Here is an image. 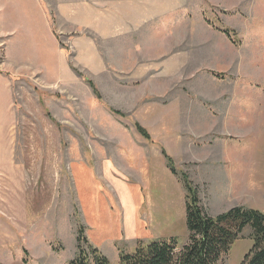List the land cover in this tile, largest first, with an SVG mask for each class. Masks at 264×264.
I'll use <instances>...</instances> for the list:
<instances>
[{
	"label": "rangeland",
	"instance_id": "1",
	"mask_svg": "<svg viewBox=\"0 0 264 264\" xmlns=\"http://www.w3.org/2000/svg\"><path fill=\"white\" fill-rule=\"evenodd\" d=\"M0 142V264H69L79 227L111 264L183 244L184 176L262 211L264 0H0Z\"/></svg>",
	"mask_w": 264,
	"mask_h": 264
},
{
	"label": "trees",
	"instance_id": "2",
	"mask_svg": "<svg viewBox=\"0 0 264 264\" xmlns=\"http://www.w3.org/2000/svg\"><path fill=\"white\" fill-rule=\"evenodd\" d=\"M133 127L144 140L147 138L137 124ZM160 153L172 176H178L171 159L164 152ZM180 182L185 191L186 242L179 244L176 238L152 241L149 245L137 241L132 252L119 253L116 264H217L247 229L252 246L241 264H264V209L233 207L227 212L209 216L185 176L180 178ZM82 234L83 229L79 227L77 256L69 264H111Z\"/></svg>",
	"mask_w": 264,
	"mask_h": 264
},
{
	"label": "crops",
	"instance_id": "3",
	"mask_svg": "<svg viewBox=\"0 0 264 264\" xmlns=\"http://www.w3.org/2000/svg\"><path fill=\"white\" fill-rule=\"evenodd\" d=\"M2 143L0 142V174H2L3 172L2 171H5L6 169H5V167H6V164H7V159H6V154H5V152H4V146H3V144L1 145ZM110 166V165H109ZM114 166L112 165V163H111V166L110 167H108L106 170L108 171V170H110V171H118L116 168H113ZM128 167V166H127ZM106 168V167H105ZM110 168V169H109ZM4 174V173H3ZM102 201V200H101ZM102 205H104V204H102ZM104 207V206H103ZM103 207H101L102 208V210H103ZM105 210H106V208H105ZM106 212H107V210H106ZM102 215V213L100 214V216ZM104 217V215H102L101 217H100V219H102ZM141 225V224H140ZM135 228H136V226H135ZM139 228H141L140 226H139ZM137 229V231L135 230V229H133V230H131V231H129V232H127L126 233V235H124V240H126L125 238H127L128 240H133L135 237H130L129 236V233H131L132 232V234H137V235H140V231H141V229ZM135 230V231H134ZM134 231V232H133ZM103 235H104V241H112V240H114V238L113 237H111L110 235L108 236V237H106V234L105 233H103ZM112 239H111V238ZM110 238V239H109ZM116 238V237H115ZM121 239V237H119L117 240H120ZM135 240H136V238H135Z\"/></svg>",
	"mask_w": 264,
	"mask_h": 264
}]
</instances>
